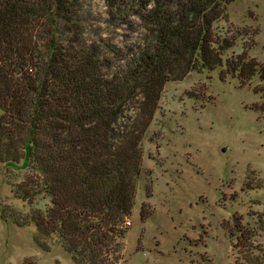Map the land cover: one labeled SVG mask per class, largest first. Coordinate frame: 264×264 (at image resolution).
Instances as JSON below:
<instances>
[{
	"label": "trees",
	"instance_id": "16d2710c",
	"mask_svg": "<svg viewBox=\"0 0 264 264\" xmlns=\"http://www.w3.org/2000/svg\"><path fill=\"white\" fill-rule=\"evenodd\" d=\"M231 1L139 0L148 36L111 69L99 45L83 47L69 0H0V171L18 173L12 193L29 205L1 216L32 222L39 247L55 237L75 264H122L142 136L164 84L221 66V79L264 82V64L244 50L225 56L234 39L215 22ZM244 246L245 260L264 264V248Z\"/></svg>",
	"mask_w": 264,
	"mask_h": 264
},
{
	"label": "rangeland",
	"instance_id": "374dc122",
	"mask_svg": "<svg viewBox=\"0 0 264 264\" xmlns=\"http://www.w3.org/2000/svg\"><path fill=\"white\" fill-rule=\"evenodd\" d=\"M69 2L83 47L99 45L111 69L148 36L139 0ZM119 5L126 7L118 13ZM215 26L234 39L225 56L244 50L264 64V0H232ZM222 69H194L164 84L142 136L134 205L122 223V264H250L244 244L264 248V99L253 90L264 82L258 73L244 84L221 79ZM138 105L129 103L130 116ZM18 180L1 168L0 264H75L55 237L39 247L32 222L19 226L1 216L3 207L29 210L12 193ZM236 228L249 234L245 241Z\"/></svg>",
	"mask_w": 264,
	"mask_h": 264
}]
</instances>
